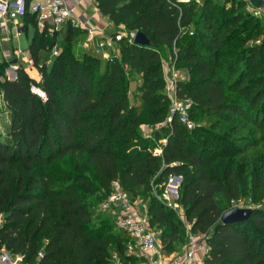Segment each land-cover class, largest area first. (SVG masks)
<instances>
[{
    "label": "trees",
    "instance_id": "16d2710c",
    "mask_svg": "<svg viewBox=\"0 0 264 264\" xmlns=\"http://www.w3.org/2000/svg\"><path fill=\"white\" fill-rule=\"evenodd\" d=\"M246 4L96 0L113 36L122 34L118 54L105 61L76 57L68 26L48 66L40 51L53 53L56 41L37 29L29 51L40 80L21 67L10 80L0 68L7 116L6 134L0 129V249L24 264H111L113 253L120 264H146L116 224L91 225L93 207L116 180L129 201L144 205L164 252H180L188 234H203L204 264H264V205L246 207L252 212L243 221L220 220L243 195L264 201V41H251L264 25ZM137 31L153 45L134 43ZM166 51L188 75L176 82V97L191 102L192 129L171 113ZM252 149L258 153L245 158ZM170 175L181 176L176 203L184 221L153 194Z\"/></svg>",
    "mask_w": 264,
    "mask_h": 264
},
{
    "label": "built area",
    "instance_id": "2783aa9c",
    "mask_svg": "<svg viewBox=\"0 0 264 264\" xmlns=\"http://www.w3.org/2000/svg\"><path fill=\"white\" fill-rule=\"evenodd\" d=\"M27 13L35 14L41 27L50 25L54 29H59L66 23L70 17L69 10L64 4V0H39L27 3L26 0H0V31L6 33L10 23H16L17 19L25 16ZM135 34H132L134 38ZM122 34L117 33L115 36H109L103 39L95 47L97 54L102 53V49L111 46L113 42L119 40ZM57 51H53L56 56ZM115 55L106 57L111 60ZM171 63L170 76H164L166 82V93L171 100V113H175L181 124L187 129L194 128V122L189 116L191 102L187 99L181 100L176 97V71L175 64ZM32 93L38 95L45 100V94L38 87L31 85ZM170 120V119H168ZM161 151L153 152L158 155ZM181 181V176L170 175L164 191L168 195H177L178 186ZM135 201L133 204L128 200L126 194L122 191L119 182L114 180L111 183V192L100 204V210L109 211L112 206H118L122 213L116 220V226L125 231L131 239L129 249L132 253L142 256L146 260V264H187L193 259L195 248L198 245L196 235L189 234L188 245L180 253L170 256L166 263H161L159 258L160 247L158 246V238L155 231L149 225L148 216L145 208L142 210ZM233 207L246 208L249 207L246 203L241 202V199L233 202ZM205 244V243H204ZM203 252H208V247L203 245ZM116 264H120L118 259ZM0 264H24L21 255H12L5 249H0Z\"/></svg>",
    "mask_w": 264,
    "mask_h": 264
},
{
    "label": "crops",
    "instance_id": "0c3cea01",
    "mask_svg": "<svg viewBox=\"0 0 264 264\" xmlns=\"http://www.w3.org/2000/svg\"><path fill=\"white\" fill-rule=\"evenodd\" d=\"M27 3H31L33 1L39 0H26ZM64 4L69 10L70 17L64 23L61 28L54 29L50 25H45L41 27L38 20L33 22L26 15L17 19L16 23H10L8 25V31L6 33L0 31V65H6L5 70L9 74L8 79L12 80V78H16V70L21 67L24 71L35 81L40 80V74L36 67L32 64L31 53L29 51V47L33 41L36 30L42 31L43 29H47L48 35H54V40L56 41V45L54 46L53 51L60 52L61 47L64 45V33L68 32V26H71L74 30V36L71 39V49L73 54L80 58L85 53L95 54L100 56L104 61L107 60L106 57L113 56L118 54L117 43L113 42L111 46L104 47L102 49V53L97 54L95 52V47L98 45L100 41L105 39L106 37L112 36L116 31V28L109 20L107 16H104L96 6V0H64ZM32 15V13H28ZM74 41L77 43L74 48ZM57 49V50H56ZM165 60L167 58L170 59V54L166 51ZM53 53L42 50L40 51L39 59L40 62H45L48 66L51 65L53 61ZM162 67L163 74L165 72L164 60L162 58ZM176 71V82L180 80H185L188 78L186 71L180 70L175 67ZM132 92L136 89V83H133L130 87ZM134 98V97H133ZM135 101H132V103ZM165 141L162 140V143ZM161 151V147L158 145L153 149L155 151ZM161 152L158 154L160 155ZM166 196V197H165ZM163 197L168 200L170 197H174L176 200L178 198L177 195H167L163 190ZM176 200H173L176 207H179L176 203ZM138 206L143 210L145 207L142 203H139ZM119 208L118 206H115ZM189 235V234H188ZM198 238V245L195 248L193 259L187 264H204V252L203 245H205V237L203 234L196 235ZM160 247V258L159 261L161 263H166L171 255L180 253L183 249L188 245V242L181 246L180 252H171L166 253ZM205 243V244H204ZM118 259L115 257V260Z\"/></svg>",
    "mask_w": 264,
    "mask_h": 264
},
{
    "label": "rangeland",
    "instance_id": "374dc122",
    "mask_svg": "<svg viewBox=\"0 0 264 264\" xmlns=\"http://www.w3.org/2000/svg\"><path fill=\"white\" fill-rule=\"evenodd\" d=\"M203 1L204 0H199V2H203ZM217 1L225 2L226 5H228V6L230 5V3L232 1H237V3L241 2V0H217ZM245 9L247 11H249V12H252L256 17H258L262 21V23L264 25V11L263 12H260V11H256L255 12L247 4L245 6ZM120 30H121L120 31L121 33L127 34V31L126 30H123L122 28ZM253 40L255 42H258V43H259V41H264V29L259 32V34L256 37V39L253 38L251 41H253ZM76 44L77 43L74 41V43H73L74 48L76 47ZM163 60H164V66H165L164 76L168 77V76H170V70H171L170 59L167 58V61H166L165 60V57L163 55ZM0 66H1L0 67L1 70H3L4 75L8 78V75L9 74L6 72L5 67H4L6 65H0ZM136 78L139 79L138 77H136ZM136 82H137V80H136ZM3 112H4V110H3V108H1L0 109V129H1L2 133L5 135L6 132H7V124H6L7 123L6 122V119H7L6 117L7 116H6V113L5 112L3 113ZM191 120L193 122H196L195 119H191ZM247 131H248V129L245 130L244 132H247ZM141 133H142V135H144V137H148L152 133V130L149 127L145 126V127H142ZM256 153H258V149H252L249 152H247V154L244 157L246 158V157H249V156H254ZM153 194L157 197L158 200L164 201L167 204V206L170 207L175 214H178V216L184 221V218H183V215H182V209H180V208L178 209V207H176L175 204H174V202H173V200H176L174 197H170L168 200H166L163 197V191L160 192V191L155 190V189L153 191ZM130 202L133 204L132 201H130ZM241 202L246 203L247 205H249V207H253L252 205H257V204L264 205V201H262L261 203H256V202H254V201L251 200V197L250 196H247V195H243L241 197ZM99 203L100 202H96V205L93 207V218H92V221H91V225L96 224L98 222L99 223L100 222H105L106 224H108V222H112L115 225L117 218L122 213V210L120 208H117L115 206H112L111 210H109V211H102V210H100V207H99L100 204ZM262 205H260V206H262ZM183 225H184L185 232L186 231L188 232V230H189L188 225L186 223H184ZM113 231H114V233H117L116 228H113ZM155 233H156V236H157V238L159 240V231L158 230H155ZM159 245H161L160 242H159ZM112 255H113L112 256L113 258L111 257L112 261L110 260V263L111 264H116L115 263V253H113Z\"/></svg>",
    "mask_w": 264,
    "mask_h": 264
},
{
    "label": "water",
    "instance_id": "95a60500",
    "mask_svg": "<svg viewBox=\"0 0 264 264\" xmlns=\"http://www.w3.org/2000/svg\"><path fill=\"white\" fill-rule=\"evenodd\" d=\"M249 3V5L255 8L257 11L263 12L264 11V0H245ZM133 42L140 44V45H147L152 46L153 42L150 41L146 35L141 32L137 31L134 35ZM15 78L13 77L12 80ZM252 212L251 208H239L233 207L228 211L224 212L220 218L223 224H230L234 222H240L247 219Z\"/></svg>",
    "mask_w": 264,
    "mask_h": 264
}]
</instances>
